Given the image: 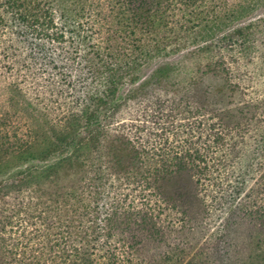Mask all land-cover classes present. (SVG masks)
<instances>
[{
  "label": "trees",
  "instance_id": "obj_1",
  "mask_svg": "<svg viewBox=\"0 0 264 264\" xmlns=\"http://www.w3.org/2000/svg\"><path fill=\"white\" fill-rule=\"evenodd\" d=\"M211 5L212 11L218 6L217 2ZM53 6L44 0H0V30H6L7 20L13 16L24 28L33 27L40 45L55 47L69 31L71 37L78 39L76 46L83 53L87 41L103 30L107 46L91 42V66L76 62V57L72 59L70 55V66L77 63L78 67L73 66L77 71L87 68L85 72L93 74L79 78L84 83L88 80L81 115L73 108L79 105V98L74 104L69 100L74 96L71 92L65 96L67 100L52 102L58 104L56 111L64 114L62 125L34 109L31 121L35 122L24 129L14 124L10 115L0 113V172L5 176L0 182V264H145L139 259L145 241L161 243L167 232L175 231L162 223L163 211L174 199L173 183L179 179L194 182L202 171H208L207 165L203 166L206 158L193 141L200 122L196 118L195 122L181 123L171 110L151 99L149 108L158 107L145 113V117L133 119L134 133L132 129L123 131L124 124L119 130H111L112 112L119 102L131 103L136 94L148 87L143 82L124 93L123 75L134 74L140 60L148 62L172 51L164 43L163 47L149 46L145 34L156 41L153 36L168 26L195 25L204 19L205 12L198 11L200 6L193 0H117L105 15V25L94 27V32V21L92 26L88 25L90 22L84 24L72 11L61 13L57 21L49 10ZM125 11L130 16L125 18ZM111 16L113 20L119 17L121 25L130 26L128 36L135 43H130V63L123 64L114 51L118 47L115 42L125 31L118 34V28L114 29L108 20ZM225 39L230 44L237 43L232 36ZM103 48L108 51H102L101 56ZM195 80L194 77L191 81ZM73 81L76 82L75 77ZM12 86L11 99L21 97L20 81ZM37 98L39 101L41 96ZM143 128L145 136L158 137L160 144L146 140L138 143L134 137ZM118 141L125 151L118 152ZM135 144L139 150L134 149ZM45 152H60L63 156L50 164L30 165L45 159ZM24 164L22 171H14ZM190 218L185 213L184 218L181 215V220H177L189 223ZM175 223L176 220L170 226Z\"/></svg>",
  "mask_w": 264,
  "mask_h": 264
},
{
  "label": "rangeland",
  "instance_id": "obj_2",
  "mask_svg": "<svg viewBox=\"0 0 264 264\" xmlns=\"http://www.w3.org/2000/svg\"><path fill=\"white\" fill-rule=\"evenodd\" d=\"M44 1L54 3L49 10L57 21L61 13L72 11L84 24L90 22L88 25L92 26L94 21L91 29L95 32L94 27L105 25V15L117 0ZM193 1L200 6L198 11L205 12L204 19L195 25H170L153 36L156 41L145 34L149 46L165 44L172 51L148 62L139 59L140 65H133L138 64L139 69L132 75H123L124 93L143 82L148 87L136 94L131 103L119 102L112 112L111 130H119L124 124L123 131L134 132L133 119L145 117V113L153 112L159 105L171 110L181 123L195 122L196 118L200 122L193 141L206 158L203 166L207 165L208 171H202L194 182L179 179L173 183L174 199L163 211L162 223L175 231L166 233L161 239L163 244L145 241L139 259L145 264H160L167 257L168 264H264V0ZM211 2L218 5L213 11ZM108 20L114 29L118 28V34L125 31L115 42L118 47L114 51L123 64L130 63V43L135 44L128 36L130 26L121 25L119 17L113 20L111 16ZM7 24L6 30H0L1 115H10L14 124L25 129L34 124L31 115L35 109L62 125L64 114L56 111L58 104L52 102L66 99L70 92L74 94L69 99L72 104L79 98V105L73 108L81 115L88 80L84 83L79 78L93 74L85 72L87 68L77 71L73 67H78L77 63H70L76 57V62L91 66L94 55L89 53V45L100 42L106 47L105 32L98 30L95 39L87 41L80 53L78 39L71 37L72 32L68 31L65 40L52 47L38 44L33 27L24 28L18 18H8ZM229 36L237 43L230 44L225 39ZM102 51L108 50L103 48L101 56ZM89 59L91 64L87 63ZM24 73L30 76H21ZM194 77L196 80L191 81ZM18 81L23 94L11 99L12 85ZM187 86L190 88L185 91ZM151 99L158 105L152 109ZM18 110L20 113H15ZM134 139L138 143L146 140L160 144L158 137L145 136V129L138 131ZM120 144L115 143L119 153L125 149ZM134 149L139 150V145L135 144ZM43 156L46 158L30 165L50 164L63 154L45 152ZM23 167L25 164L14 171H22ZM3 174L0 172V182L5 179ZM183 213L191 217L189 223L178 222V217L184 218ZM175 220L177 223L170 226Z\"/></svg>",
  "mask_w": 264,
  "mask_h": 264
}]
</instances>
